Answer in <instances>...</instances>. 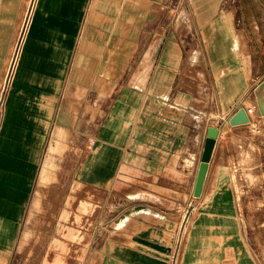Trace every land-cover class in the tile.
I'll use <instances>...</instances> for the list:
<instances>
[{
    "label": "crops",
    "instance_id": "0c3cea01",
    "mask_svg": "<svg viewBox=\"0 0 264 264\" xmlns=\"http://www.w3.org/2000/svg\"><path fill=\"white\" fill-rule=\"evenodd\" d=\"M32 2L0 0V222L52 233L78 188L97 211L68 264H264V210L243 215L233 182L264 134L229 120L257 105L264 0H36L29 20Z\"/></svg>",
    "mask_w": 264,
    "mask_h": 264
},
{
    "label": "rangeland",
    "instance_id": "374dc122",
    "mask_svg": "<svg viewBox=\"0 0 264 264\" xmlns=\"http://www.w3.org/2000/svg\"><path fill=\"white\" fill-rule=\"evenodd\" d=\"M2 108L3 93L0 86V118ZM255 119L245 124L249 129H247L248 133L253 135L261 131L264 134L262 126ZM251 146L255 147L253 144ZM252 158L253 154L243 152L241 153L240 162L233 167V182L240 203V211L243 215L258 214L259 211L264 210V206H261L264 201V163H252ZM256 171L259 174H256ZM94 199L96 197L93 193L87 192L84 196V193L78 188H72L69 196V206L72 213L65 214L68 221L56 224L52 233H50L51 224H44L43 236L27 239L19 238L15 235L18 230L17 224L12 227L10 224L0 222V264H6L10 261L9 258L14 264H31V262H35L34 259L36 258L31 252H34L36 248L48 250V253L43 255L42 262L44 264L72 263L68 260V253L85 241L82 231L89 230L95 225L93 219L97 207H93L92 203L89 202ZM84 200H88V202ZM252 202L260 205L257 207L251 206ZM187 228H189L188 225ZM49 251H52L53 254H50ZM26 252L29 253L26 254Z\"/></svg>",
    "mask_w": 264,
    "mask_h": 264
},
{
    "label": "water",
    "instance_id": "95a60500",
    "mask_svg": "<svg viewBox=\"0 0 264 264\" xmlns=\"http://www.w3.org/2000/svg\"><path fill=\"white\" fill-rule=\"evenodd\" d=\"M255 94L257 98L258 114L262 116L264 123V81L261 82L255 88ZM251 116L247 115L243 108H240L229 120L232 125L244 124L250 120ZM218 135V129L215 127H209L207 131V137L204 142L203 152L201 155V161L198 167V172L194 187V196H200L206 170L208 167V161L211 156V152L215 143V139Z\"/></svg>",
    "mask_w": 264,
    "mask_h": 264
},
{
    "label": "built area",
    "instance_id": "2783aa9c",
    "mask_svg": "<svg viewBox=\"0 0 264 264\" xmlns=\"http://www.w3.org/2000/svg\"><path fill=\"white\" fill-rule=\"evenodd\" d=\"M236 0H225L226 4L235 2ZM243 109L245 110L246 114L251 116L253 113H256L257 105L255 104H250V103H244L243 104ZM185 226H186V221H183L182 224L179 226L176 240H175V252L178 251L179 247L181 246V242L183 240V236L185 233Z\"/></svg>",
    "mask_w": 264,
    "mask_h": 264
},
{
    "label": "bare ground",
    "instance_id": "6f19581e",
    "mask_svg": "<svg viewBox=\"0 0 264 264\" xmlns=\"http://www.w3.org/2000/svg\"><path fill=\"white\" fill-rule=\"evenodd\" d=\"M54 2V1H53ZM35 3H36V0H33V2H32V8H31V10H30V12H28V18H29V20H31V18H32V14H33V10H34V6H35ZM51 3H52V0H51ZM63 3V2H62ZM50 6V5H49ZM61 6V5H60ZM62 6H63V4H62ZM51 7V6H50ZM56 7V6H55ZM63 8V7H62ZM51 9V8H50ZM69 9V8H68ZM60 10V9H59ZM59 10H57L58 11V13H59ZM68 13V12H67ZM70 14H72V13H70ZM78 14V13H77ZM76 15V14H75ZM27 17V16H26ZM70 17V16H69ZM71 17H72V15H71ZM71 19V18H70ZM75 19V18H74ZM28 23H29V21H28ZM30 24V23H29ZM28 25V24H27ZM25 32V31H24ZM27 33V32H26ZM22 38V37H21ZM18 50V49H17ZM20 55V54H19ZM17 57V56H16ZM19 57V56H18ZM18 60V59H17ZM64 65V64H63ZM65 66V65H64ZM13 77V76H12ZM11 83V82H10ZM23 86H25V85H23ZM10 87V86H9ZM27 87V86H26ZM12 88V87H11ZM29 88H32V87H29ZM9 95V94H8ZM14 99V98H13ZM22 103V102H21ZM26 106V105H25ZM32 106V105H31ZM30 106V107H31ZM33 107V106H32ZM35 110V109H34ZM4 111V110H3ZM33 112V111H32ZM36 112V111H35ZM250 121H252V116H251V118H250V120H249V123H250ZM247 123V122H246ZM3 137V136H2ZM25 161V160H24Z\"/></svg>",
    "mask_w": 264,
    "mask_h": 264
}]
</instances>
